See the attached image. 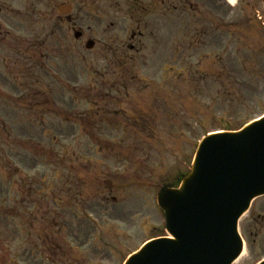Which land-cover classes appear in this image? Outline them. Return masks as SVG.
I'll return each mask as SVG.
<instances>
[{
    "label": "rangeland",
    "instance_id": "rangeland-1",
    "mask_svg": "<svg viewBox=\"0 0 264 264\" xmlns=\"http://www.w3.org/2000/svg\"><path fill=\"white\" fill-rule=\"evenodd\" d=\"M58 1L35 9L18 3L12 20L0 13L10 32L56 48L47 61L56 74L36 85L41 118L20 105L0 106V131L3 123L11 134L9 142L0 137V264H122L145 240L165 234L156 191L187 169L200 138L264 114V0H167L168 10L158 5L139 25L124 0H60L72 4L73 26L86 36L79 40L64 19L56 23ZM138 29L147 35L131 40ZM87 38L95 41L91 50ZM118 40L136 49L126 72L105 48ZM7 43L0 48H16ZM92 102L101 114H89L98 106ZM34 162L45 164L31 172L40 177L42 170L45 187L84 182L78 200L72 194L61 208L46 197L51 228L43 235L61 236L59 254L26 236L34 219L20 194ZM11 201L12 216L1 214ZM238 229L245 260L236 264L264 259V196Z\"/></svg>",
    "mask_w": 264,
    "mask_h": 264
},
{
    "label": "water",
    "instance_id": "water-1",
    "mask_svg": "<svg viewBox=\"0 0 264 264\" xmlns=\"http://www.w3.org/2000/svg\"><path fill=\"white\" fill-rule=\"evenodd\" d=\"M263 195L264 116L236 131L206 134L179 185L157 193L167 235L123 264H233L243 251L238 221Z\"/></svg>",
    "mask_w": 264,
    "mask_h": 264
},
{
    "label": "flooded vegetation",
    "instance_id": "flooded-vegetation-1",
    "mask_svg": "<svg viewBox=\"0 0 264 264\" xmlns=\"http://www.w3.org/2000/svg\"><path fill=\"white\" fill-rule=\"evenodd\" d=\"M166 2V5L168 6L167 0H160V4H163ZM21 3L22 7L25 9L30 8H38L39 6H44L46 3V0H0V13L4 12L7 16L13 15L15 13L14 9L18 8L16 4ZM51 3H55L54 1ZM57 4L54 7H57L61 1L59 0L56 2ZM69 5L72 6L70 2ZM124 4L128 8L129 14L133 12L135 17H138V21L143 17L147 16H153L157 15V0H124ZM53 5H51L52 7ZM168 10V9H167ZM19 13V12H17ZM56 23L61 24L63 19L68 23L69 27L68 29L73 32V35L75 37V30L79 31L78 38H86L85 33L82 29H75V26H73L72 18L70 16H61L57 15L56 17ZM133 18V16H132ZM8 20H12V17H8ZM147 27V24L145 25ZM8 26H6V23L3 21V19H0V46H4L7 43V41H15L16 48L11 45L7 49H1L0 48V106H9V105H20L23 107L21 110L23 112L26 111L27 115H34L36 117L41 118V112L37 110L36 108V97L39 96V89L36 87L37 84H46L47 78L54 74L55 71L51 70L50 66L47 67V61L50 59L51 54L53 57H56V48L50 49L47 47L45 42H42L40 44H37V46L34 44V42L26 41L25 38L21 36H17L13 32H10L8 29ZM153 31H151V34ZM89 35V34H88ZM139 37H142V34H138ZM16 37V38H15ZM154 37V36H153ZM131 38H134V34H131ZM20 41V42H18ZM43 46V48H42ZM120 48L115 49L114 51L120 55V59H124L125 55L131 50V45H128L126 42L120 43ZM37 47V48H36ZM127 47V48H125ZM5 54V55H2ZM56 74V72H55ZM91 105H98L96 110L93 108H90V115L94 114L96 112L97 114H100L102 111L101 106H99V102H92ZM2 121V120H0ZM2 124V129L0 131V137H5L6 142H9V139L11 138L10 132L7 130V128L4 127V124ZM20 144V143H19ZM29 147L33 148L35 146L34 141L27 142ZM21 145V144H20ZM40 144L38 143V147ZM42 151L45 150L42 147ZM29 162V161H28ZM78 164H86V163H79ZM88 164H91L90 162ZM32 165V166H31ZM27 164L26 168L28 169L26 174V182H24V192L22 193L21 198L26 199L28 203L26 204L27 208L23 205L24 201L22 202V210L27 212L25 215H27L29 218L34 219L33 224L31 221H29L28 224L25 225L26 228V236L29 240L34 235V242L37 243L39 241H45L48 245V243H51V245L57 250V253L59 254L61 251V242L62 238L61 236L54 237L53 235L50 237L49 234L47 236L43 235L44 230H48L51 228L50 225L45 224V214L46 210L45 207H48L49 204L46 202V191L44 187V181L45 176H42V170L45 168V164ZM42 167V170L40 171L39 176L40 177H34L31 175L32 170L35 172L36 167ZM44 172V170H43ZM136 180V179H135ZM133 180V181H135ZM40 183H43V186H41ZM73 187H65L62 186L58 189V193L56 196L53 197V203L57 208H61L63 200H65L62 195L65 193L68 197L71 194H74L76 197V200L78 195H80V189L83 187V183L79 182L76 178V182H72ZM34 184L37 186L35 187ZM32 187L34 189H32ZM78 191V192H75ZM45 204H44V203ZM26 203V201H25ZM14 202H8L7 203V209L6 213L9 216H12L14 209H13ZM47 209V208H46ZM51 210V209H47ZM57 213L54 211V215ZM73 215H75L73 213ZM81 216H85V220L88 222H91L89 217L86 214H83ZM76 218V217H75ZM36 222V224H34ZM92 223V222H91ZM10 226V225H8ZM34 233V234H32ZM50 233V232H49ZM9 237V234H8ZM47 250L51 251V248H48ZM47 259L50 261H53V256H47ZM57 257H55V260ZM12 261V260H11ZM56 263V262H54Z\"/></svg>",
    "mask_w": 264,
    "mask_h": 264
},
{
    "label": "bare ground",
    "instance_id": "bare-ground-1",
    "mask_svg": "<svg viewBox=\"0 0 264 264\" xmlns=\"http://www.w3.org/2000/svg\"><path fill=\"white\" fill-rule=\"evenodd\" d=\"M230 2L232 3L233 0H230ZM244 260H245V258H244V252H242V253L240 254V256L235 260V264L238 263V262H242V261H244Z\"/></svg>",
    "mask_w": 264,
    "mask_h": 264
}]
</instances>
